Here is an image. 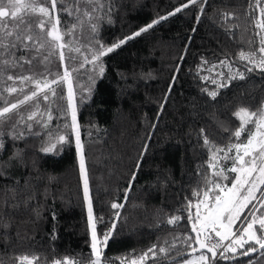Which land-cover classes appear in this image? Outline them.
<instances>
[{
	"label": "trees",
	"instance_id": "16d2710c",
	"mask_svg": "<svg viewBox=\"0 0 264 264\" xmlns=\"http://www.w3.org/2000/svg\"><path fill=\"white\" fill-rule=\"evenodd\" d=\"M65 2L71 4L72 0ZM100 2L104 8L94 12V17H104L109 8L112 10L111 23L106 18L100 21L98 37L104 45L111 46L153 20L168 16L188 0ZM200 7L204 9L202 13ZM260 7H264V0ZM260 7L256 0H198L197 5L168 16L148 32L102 57V75L92 64L80 67L84 56L90 57L92 33L85 18L84 27L76 29L75 38H64L71 42L69 48L79 47L80 52L64 49L63 62L58 56L52 57L54 74H62L65 66L71 71L103 264H129L154 244L165 248L175 245L169 253L175 260L161 258L158 264H183V260L195 256L187 255L195 246L193 221L188 219L190 214L195 217L197 198L193 190L211 187L206 179L231 186L230 179L235 174L227 169L233 166V160L225 158V152L217 153L216 148L227 149L230 143L238 142L230 133L239 127L240 121L233 115L239 107L255 111L264 102V73L259 70L246 73L244 80L237 77L229 87H217L224 80L220 73L226 77L234 75L237 69L245 71L247 61L239 59L241 51L253 52L260 46V36L256 35L260 29L255 27ZM223 13L231 15L225 19ZM59 16L61 31L75 22L67 13ZM221 60L231 67L221 65ZM10 71L16 74L20 70ZM11 83L0 77V93L9 102H15L23 95L3 92L6 84ZM210 91L218 93L215 99L208 95ZM61 93L63 100L59 99ZM56 104L65 106V114L55 111ZM56 104L51 105L53 119L47 129L35 123L28 129L21 121L14 131L22 132L23 137L16 140L7 135L13 131L10 124L3 129L0 264H19L18 258L23 255L37 258L33 264H53L65 258L73 264H90L95 258L91 255L92 232L75 136L64 127L71 123L70 111L66 109L67 83L57 88ZM3 106L4 100L0 99V107ZM32 111L36 108L31 102L19 109L25 118ZM201 129L212 142L208 146L203 143ZM58 135H65L66 140L57 143ZM246 135L242 134L240 140H246ZM50 142L56 144L55 149L42 151ZM227 155L234 157L235 150ZM222 168L229 180L214 175ZM113 203L122 207L113 209ZM256 206L259 208V204ZM247 213L245 209L244 215ZM262 213L264 209L256 215ZM171 217L180 219L169 225L167 220ZM242 223L243 216L233 226L237 235ZM110 230L104 245L103 237ZM189 236L193 239L189 240ZM251 258L254 264H264L259 252ZM237 260L247 264L249 257L218 260L217 264H237ZM146 264L153 262L148 260Z\"/></svg>",
	"mask_w": 264,
	"mask_h": 264
},
{
	"label": "snow or ice",
	"instance_id": "6c2138e0",
	"mask_svg": "<svg viewBox=\"0 0 264 264\" xmlns=\"http://www.w3.org/2000/svg\"><path fill=\"white\" fill-rule=\"evenodd\" d=\"M200 2L203 3L206 0H200ZM197 3L198 0H188V3L182 4L174 12L168 13V16L175 15L190 5H197ZM81 4H84L85 7H80ZM256 4L260 7L261 0H256ZM103 8L104 5L100 0H72L71 4H67L65 0H0V77L5 82H12L10 85L6 84L3 92L9 95L14 93L23 95L22 99L9 102L3 97V93H0V99L4 100V106L0 107V149L5 146V141L2 138L5 136L3 129L9 124L13 131H9L7 135L11 136L13 140L23 137L22 132L14 131L21 121L25 122L28 129L32 128L33 123L47 129L49 122L53 119L51 105L56 104L57 88L61 84L67 83L66 109L71 113V123H66L64 127L70 128L75 133L80 174L84 183V199L88 204L89 223L92 225L91 255L95 259L90 260V264H103V253L99 246L100 241H98L95 225L92 223V201L89 196L85 157L77 123V106L71 82V71L65 66L62 74L59 72L54 74L51 70V65L54 63L52 57L58 56L60 62L64 61V49L69 48L71 43L65 41V36L75 38L76 29H83L85 18H87L92 33L89 38L90 57L85 55L80 67H84L86 63L92 64L99 69V74L102 75L104 72L102 57L112 53L127 41L148 32L149 29L168 18V16H161L131 36H127L111 46H106L99 39L98 33L101 20L106 18L107 22L111 23L109 13L112 9L109 8L104 17L93 16L94 12ZM203 11V7H200V12ZM59 13H67L68 16L74 18L75 22L66 31H61ZM229 15L231 14L223 13L225 19ZM93 19L96 20V23H92ZM255 27L260 29V32L256 33L260 36V46L256 51L249 53L241 51L239 53V59L247 61L245 71L237 69L234 75L229 74L226 77L224 73H220L219 75L224 77V80L219 83L213 81V83H217L218 88L229 87L230 82L237 77L244 80L246 73L257 70L264 73V35H261V32H264V7H260L259 18L255 19ZM69 51L79 53L80 48H69ZM257 52L259 56H257ZM69 58L74 59V57ZM204 63H208V61H204ZM219 63L231 67V64H227L225 60H221ZM26 65L27 68H25ZM39 66H42V71L36 70ZM215 66L213 65V67ZM17 69L20 71L16 74H12L10 71ZM50 76L53 78L49 79ZM17 82L19 86H17ZM25 86L28 87L27 92H25ZM208 95L215 99L218 93L210 91ZM59 99H64L62 93ZM30 102L35 105L36 111L30 112L25 118L20 114L19 109L21 105ZM41 107L44 108L43 112L40 111ZM55 111L65 114V106L56 104ZM38 115L39 119H37ZM233 115L240 123L239 127L230 133V136H234L238 142L230 143L227 149L216 148L217 153L225 152V158L233 160V166L227 169L228 172L235 174L230 179L231 186L219 181L209 182L206 179L205 183H211V187L193 190V196L197 198L195 217L193 219L191 214L188 217L189 220L193 221L192 231L196 233L194 242L199 245L200 249H206L207 253H211V258L202 253L194 259L183 260V264H217L218 260H236L237 256L249 257L247 264H254L251 258L252 254L259 252V255L264 257V213L260 216L256 215L260 209H264V102L255 111L246 107H239ZM13 116L18 117V119L13 120ZM224 131L228 132L229 129L225 128ZM244 133H247L246 140L241 141L240 138ZM201 134L204 145H210L212 142L207 135H204L203 129H201ZM49 135L51 134L49 133ZM55 139L57 143H60L64 142L66 137L65 135H58ZM55 147L56 144L50 142L48 146L42 148V151L49 152ZM233 149L235 150L234 157L228 156L227 152H231ZM209 167L215 169L213 164H210ZM224 171L223 168L214 171V175L220 177L221 180H229V177L223 174ZM256 204H259V208ZM250 205L251 207H249ZM191 206L192 201L189 200L187 207L190 209ZM111 207L117 209L122 205L113 203ZM245 209H248L247 215H244ZM117 215L119 214L117 213ZM242 216L244 223L239 226L240 235L237 236V233L233 231V226ZM179 219L180 217H171L167 223L172 225ZM257 223L258 228L255 227ZM112 227L114 229L115 224ZM110 234L111 230L104 235L102 241L104 245H107ZM188 239L192 240L193 238L189 236ZM225 241L230 242L225 244ZM245 245L248 247L245 248ZM174 247L175 245L165 248L154 244L140 256L132 258L129 264H146L148 260H151L153 264H158L161 258L175 260V257H169V253ZM221 249L222 251H220ZM238 249L242 251L238 252ZM192 251L195 252L197 249L192 248ZM227 253L232 255H226ZM177 255H182V253L177 252ZM18 259L19 264H33L37 258H29V256L23 255ZM54 264H61V261L57 260ZM65 264H68L67 260H65ZM121 264L124 262L121 261ZM237 264H242V262L237 260Z\"/></svg>",
	"mask_w": 264,
	"mask_h": 264
},
{
	"label": "water",
	"instance_id": "95a60500",
	"mask_svg": "<svg viewBox=\"0 0 264 264\" xmlns=\"http://www.w3.org/2000/svg\"><path fill=\"white\" fill-rule=\"evenodd\" d=\"M192 233H193L194 238H195L196 233L193 232V231H192ZM194 248H196L197 251L193 252L192 249H191V250L187 253L188 256H193V255H197V254H200V253H205V254H207V255L211 258V253H207L206 249H203V250L200 249L198 244L195 243Z\"/></svg>",
	"mask_w": 264,
	"mask_h": 264
},
{
	"label": "rangeland",
	"instance_id": "374dc122",
	"mask_svg": "<svg viewBox=\"0 0 264 264\" xmlns=\"http://www.w3.org/2000/svg\"><path fill=\"white\" fill-rule=\"evenodd\" d=\"M67 88H68V85H67ZM70 116H71V113H70ZM74 136H75V133H74ZM76 143V142H75ZM77 150V149H76ZM77 156H78V160H79V155H78V153H77ZM258 195V194H257ZM86 207H87V215H88V204H86ZM201 211H203V209H201ZM92 217H93V215H92ZM88 221H89V215H88ZM238 221V220H237ZM236 221V222H237ZM235 222V223H236ZM92 223L94 224V221L92 220ZM243 224V223H242ZM235 225V224H234ZM89 228H90V231L92 232V225L89 223ZM236 233H237V231H235ZM238 235H240V232H239V234ZM237 235V236H238ZM201 255V254H200ZM196 256H199V255H195V256H193L192 257V259H194ZM95 259V258H94Z\"/></svg>",
	"mask_w": 264,
	"mask_h": 264
},
{
	"label": "built area",
	"instance_id": "2783aa9c",
	"mask_svg": "<svg viewBox=\"0 0 264 264\" xmlns=\"http://www.w3.org/2000/svg\"><path fill=\"white\" fill-rule=\"evenodd\" d=\"M217 239H218V238H217ZM229 242H230V241H225L224 243L227 244V243H229ZM220 251H222V249H221ZM65 260H67L68 264H73V262H72V261H69L67 258H65L64 261L61 262V264H65ZM53 264H54V263H53Z\"/></svg>",
	"mask_w": 264,
	"mask_h": 264
}]
</instances>
